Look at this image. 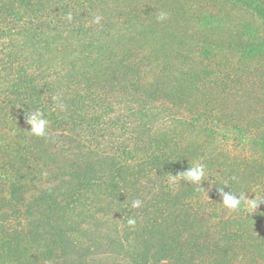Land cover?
Listing matches in <instances>:
<instances>
[{
	"label": "rangeland",
	"instance_id": "1",
	"mask_svg": "<svg viewBox=\"0 0 264 264\" xmlns=\"http://www.w3.org/2000/svg\"><path fill=\"white\" fill-rule=\"evenodd\" d=\"M256 2L0 0V264H264Z\"/></svg>",
	"mask_w": 264,
	"mask_h": 264
},
{
	"label": "clouds",
	"instance_id": "2",
	"mask_svg": "<svg viewBox=\"0 0 264 264\" xmlns=\"http://www.w3.org/2000/svg\"><path fill=\"white\" fill-rule=\"evenodd\" d=\"M166 17H167V13L161 11L157 16V20L163 21L166 19ZM66 18L69 22H71L73 19L72 13L71 12L68 13ZM100 20L101 17L97 15L94 17L93 22L99 23ZM52 100L55 103L56 108L63 109L65 107V104L61 99V97L53 96ZM23 117L26 124L29 126L28 131L30 132V134L37 137H42L47 134L49 121L45 116V113L41 109L28 111L27 114ZM204 178H205V165L202 163H195L191 166H187V168L182 171H179L175 174H170L169 182L170 183L187 182L190 184L199 185L200 187H203ZM226 189L227 187L225 186V187L217 188L216 191L223 206L230 211H236L240 209L242 203L247 202L249 209L252 212H255L258 204L262 202L255 200L253 198H248L247 194L244 192L236 193ZM141 205H142V201L140 199H135L131 203L132 208H139ZM135 223H136L135 218L129 217L127 219L128 225H134Z\"/></svg>",
	"mask_w": 264,
	"mask_h": 264
},
{
	"label": "trees",
	"instance_id": "3",
	"mask_svg": "<svg viewBox=\"0 0 264 264\" xmlns=\"http://www.w3.org/2000/svg\"><path fill=\"white\" fill-rule=\"evenodd\" d=\"M253 10L256 12V14H259V15L264 17V4L263 3L256 2L254 7H253ZM260 44L263 45V51L262 52L260 50H257L256 47L249 45L248 46L249 49H247V53H249V52H253V54H256V52L257 53H259V52L264 53V41L259 42L258 45H260ZM255 49H256V51H255Z\"/></svg>",
	"mask_w": 264,
	"mask_h": 264
}]
</instances>
